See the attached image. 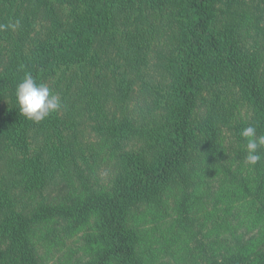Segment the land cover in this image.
I'll return each mask as SVG.
<instances>
[{"label":"trees","instance_id":"trees-1","mask_svg":"<svg viewBox=\"0 0 264 264\" xmlns=\"http://www.w3.org/2000/svg\"><path fill=\"white\" fill-rule=\"evenodd\" d=\"M15 1L0 0V24L17 22ZM150 1L80 0L87 15L76 22L77 35L37 62L22 52L19 26L0 31V105L8 96L16 99L25 72L43 82L79 51V37L110 32V25L124 30L126 48L141 59L146 30L156 26V33L166 34L169 50L161 69L170 79L166 92L155 84L139 86L154 117L149 112L128 122L127 115L117 118L100 108L91 126L100 138L93 152L69 145L68 121L58 111L39 123L19 109L10 112L22 121L17 126L13 117L7 128L25 132L11 150L26 156L29 132L22 128L29 124L45 136L49 166L38 175L35 164L8 159L21 166L11 170L9 185L0 179V264H49L50 250L63 251L64 237L78 228L86 260L63 252L56 264H264V158L245 175L246 167L235 166L227 150L213 143L216 125L230 128L241 107L250 111L257 136L264 135V0H157L145 8ZM132 3L135 19L115 20ZM249 40L251 47L243 46ZM86 87L85 96L93 100ZM259 151L264 156V148ZM103 169L107 177L101 179ZM56 175L61 197L54 206L43 191ZM210 221L213 229L206 232ZM237 223L246 232L257 230V236H225ZM149 228L156 232L153 240Z\"/></svg>","mask_w":264,"mask_h":264},{"label":"rangeland","instance_id":"rangeland-1","mask_svg":"<svg viewBox=\"0 0 264 264\" xmlns=\"http://www.w3.org/2000/svg\"><path fill=\"white\" fill-rule=\"evenodd\" d=\"M156 1H150L145 5V8L155 5ZM79 2L80 0H45L41 5L38 0H16L13 11H17L16 18L17 22L20 23L18 24V34H22L20 42L25 56H29L28 58L32 59L31 61L37 62L43 58L44 55L42 53L61 44L60 42L66 43V41L72 40L73 36L78 33V24L76 22L87 15L86 5L81 4L79 6ZM136 5L132 3V6L126 7L122 17H115V20L122 21L125 17H130L134 20ZM148 13L147 10L145 16ZM216 15H220V11H217ZM261 26L264 27L263 22H261ZM110 29V32L105 29L95 37L93 34L79 37L77 42H75L79 47V51L69 56L70 58L63 59V62L60 61L58 67L51 74L46 75L42 79L43 82H41L47 85L51 92L60 98L61 107L58 110V115L65 116V120L68 121L64 132H66L65 135L66 139L68 138L69 145L76 149L81 148L83 150L88 148L87 151H90L93 145L100 144L99 136L91 130L93 118H96L97 112L100 113V108L103 112L115 115L117 118H123L124 116L121 114L127 115V121L134 122L131 119H136V117H142L143 115H145L143 117H146L150 112V109L143 105L146 97L144 92H140L139 86L141 84L158 85L156 87H162L160 90L162 92H166L169 89L167 87L170 84V79L167 76H163L164 69H161L163 57H165V65L167 51L169 50L166 34L161 36L160 32H155L156 26H150L146 30L145 40L142 43L148 44V46L144 47V49L142 48L144 59H141L137 55L134 56L129 53L130 51L126 48V44L121 38L124 35L122 28L118 32L117 29L110 25ZM254 33L251 30L248 35L253 36ZM245 35L247 33H244L242 37L245 38ZM251 41H244L243 46L250 48L252 45ZM64 61L70 62L63 64ZM58 81L60 84L57 90L54 85ZM86 83L94 93L93 100H91V96H85L84 94L85 89H87ZM15 101L16 99L13 96H8L0 105V143L1 145H7L0 148V179L3 178L5 185H9L12 181V176L9 175L12 172L11 170H16L21 166L18 163L13 165V161L8 162L10 158L15 157V159L20 161L24 159L26 162L28 161L27 163L35 164L38 175H44L42 170L49 166L47 157L44 154L45 136L44 134L35 133V130L28 123L22 130L26 129L29 132L23 143L30 145V150L26 153V156L11 150L13 148L9 145H16L19 141L17 135L25 133L23 131L16 133L17 129L7 128L13 117L17 126L19 125L18 122L22 121V119H19L21 116H17V113L15 116L10 113L13 109L15 111L18 109ZM155 115V111L150 112V116L154 117ZM236 115V120L233 121L230 128L223 125L222 122L216 125L214 135H216L217 139L213 143L221 145L227 150L229 160L235 162V166L243 164V167H246L244 174L247 175L249 174L247 171H251L252 168H248L249 164L245 160V142L240 136V132L249 125L250 111L246 107H241L238 108ZM15 121L13 125H15ZM6 128L8 129L7 132H3ZM134 143L137 145L136 149H139L141 144L137 140ZM94 149L95 147L91 151L93 152ZM41 150L44 155H40ZM101 162L99 161L98 164L110 169V165H104L107 162L100 164ZM10 163L13 166H7L5 169L4 166ZM98 174L101 179L107 177L104 169ZM56 177V182L47 181V189L43 191L47 204L51 203L54 206L58 205L55 201L61 197V186L58 185L59 177L57 175ZM50 194H52L51 201L49 198ZM3 216L0 215V219ZM139 223V228L147 229L148 225L146 223ZM234 225L235 227L230 230L233 233L224 232L225 236L241 235L245 241L258 234L257 230L246 232L243 228L237 226L238 223ZM212 229L213 224L210 221L206 224V232ZM148 234L153 240L156 232H152L149 228ZM83 235V230L80 228L70 230L63 239L64 250L60 252L50 250L49 257H45L46 262L56 264L63 252L74 253L76 259L81 257L85 261L83 251H81L84 244ZM176 258L174 253L173 260Z\"/></svg>","mask_w":264,"mask_h":264},{"label":"clouds","instance_id":"clouds-1","mask_svg":"<svg viewBox=\"0 0 264 264\" xmlns=\"http://www.w3.org/2000/svg\"><path fill=\"white\" fill-rule=\"evenodd\" d=\"M18 23L0 24V31L9 27L14 29L18 27ZM15 97L20 115L34 123L43 121L61 107L60 98L53 94L47 85L37 83L30 72H25L22 81L17 85ZM240 136L245 142V160L250 166H255L264 158L259 151L264 148V135L257 136L256 128L249 125L242 129Z\"/></svg>","mask_w":264,"mask_h":264}]
</instances>
